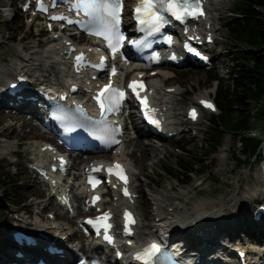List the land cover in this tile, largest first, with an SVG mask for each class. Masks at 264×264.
I'll use <instances>...</instances> for the list:
<instances>
[{"label":"rangeland","instance_id":"374dc122","mask_svg":"<svg viewBox=\"0 0 264 264\" xmlns=\"http://www.w3.org/2000/svg\"><path fill=\"white\" fill-rule=\"evenodd\" d=\"M2 4L9 5L12 11L5 12L0 16V71L3 72L0 77L2 82L7 76L4 75V67L19 68L21 60L17 53L22 50L21 41L24 38L29 39L27 45H37L36 39L39 27H30V19L24 16L21 12L23 1L21 0H1ZM213 5L212 16L216 18L215 29L218 34V45L214 49L213 55H220L218 62L214 67V72L221 79L224 87L234 89L231 82L232 66L235 62L232 61L233 53L236 48L244 49L242 44L238 43L234 36L230 33L228 24L236 11V0H211ZM12 2L14 5H12ZM11 5V7H10ZM2 7L0 6V9ZM263 14V11H261ZM264 15V14H263ZM31 36L35 39H31ZM48 37L44 35L43 47H40L36 59L38 64L44 57L45 40ZM30 50V49H28ZM261 56L264 55V49L260 50ZM30 52V51H29ZM37 65H35L36 67ZM36 73H46V68H35ZM173 76V79L165 82L166 86H176L180 92L186 91L184 95H178L177 110L175 111V121L185 120L186 109L192 104L201 94H206L212 98L217 97V82H212L210 74L206 68L186 67V68H165ZM10 75V74H9ZM56 76H64L63 74ZM55 79L56 77H52ZM58 79V78H57ZM64 78H60V83ZM250 107L255 110L262 109L261 104H256L252 100L247 101ZM18 115L20 113H17ZM14 114V115H17ZM6 113H0V154L3 152L13 153L10 161L7 158H0V225L6 223L10 219L9 215L19 216L17 210L26 209L32 214L31 220H37L35 216L37 212L44 207L43 200L50 193L45 187L34 189L30 192L33 185L34 174L29 170L30 163H34V158L37 157V146L39 141L35 140L39 135V129L29 128L26 124V116L21 120L7 119ZM212 115H205L199 124L198 129L191 131L188 135L174 138L172 142L164 143L167 149L165 153L158 152L153 156L155 166L149 167L150 159L142 160L141 153L137 152L131 155L134 151V146L130 142L127 148L126 159L131 165L136 161L135 172L140 173L137 181L134 182V187L140 194L137 210L142 217L140 233L148 235L153 233L152 229H146L147 226L156 222L157 217L153 216L157 205H154L152 198L166 199L168 204L176 205L177 215H184L193 212L196 204L200 201H205L209 205L210 210L221 209L225 212L224 222L229 226L235 222L240 224L239 230H233L229 227L227 232L232 234L237 243H244L246 248H258L264 243V233L258 238V228L252 222V215L249 211L252 209L257 200L264 199V156L263 152L258 154V157H250L242 151L240 137L232 132H227L222 144L211 154H206V150L211 148L209 145V132L211 129L210 120ZM24 123L26 127L22 130L20 127ZM264 120L254 116L251 120V129L259 133L262 131L264 139ZM182 129H185L182 127ZM250 135V132H246ZM10 137V141H5L4 138ZM145 144L148 139L142 138ZM183 142L179 145L177 142ZM35 147V149H34ZM224 147L228 148V158L220 161V150ZM179 148V149H178ZM239 156L242 160H249V163L237 166L233 155ZM3 157V155H1ZM191 159L195 164L191 173V181L189 184H183L178 179L166 174L162 169L170 168L171 165H176L178 159ZM95 157H89L87 161H92ZM201 165L204 167L202 170ZM6 184H10L7 187ZM173 186V189H171ZM189 194L183 196L178 201L174 200L182 192L188 191ZM157 196V197H156ZM37 197V198H36ZM40 202H38V199ZM257 198V200H256ZM254 201V203H253ZM19 205V206H18ZM43 216H37L38 222L41 219L49 218L50 213L54 212L55 208L49 207ZM172 210V207L169 209ZM12 211V212H11ZM83 210L81 209V212ZM13 213V214H11ZM150 214L149 216H147ZM155 218V219H154ZM154 219V220H153ZM75 226V223H73ZM255 227V228H254ZM212 228V227H209ZM257 229V231L255 230ZM209 238L215 237L217 241L223 242L228 233H220V231H208ZM201 233V232H199ZM204 234V233H203ZM200 234V235H203ZM87 249L88 242H84ZM214 247V249H216Z\"/></svg>","mask_w":264,"mask_h":264},{"label":"bare ground","instance_id":"6f19581e","mask_svg":"<svg viewBox=\"0 0 264 264\" xmlns=\"http://www.w3.org/2000/svg\"><path fill=\"white\" fill-rule=\"evenodd\" d=\"M12 5H14V3L12 2ZM0 6L2 7V9L0 10V16H2V14H4V12H6L9 5L7 4H2V1L0 0ZM214 21V19H213ZM45 42V49H44V57L43 59L36 64V62L38 61V59H36V56L38 54V48L40 45H34V46H30L28 48L25 47L23 48L21 51H19L17 53L18 58L21 60L22 65L19 67L21 68L20 70H26L28 69V71L32 70L35 65L36 68H41V67H45L46 68V72L49 73L48 76L45 77H51L53 72H57V73H65L68 72L69 70H67V67L64 64H57L58 60H57V53L56 55H54V52L57 51L58 46L60 45L61 42H59V40H51V38H48L47 40L44 41ZM26 48L30 49L31 52H27ZM216 58L219 60L220 55H217ZM15 67L13 68H6L7 71H11V73L13 74L15 72ZM3 72L0 71V76L3 75ZM134 73V71L132 72ZM60 75V74H59ZM170 73L168 71L162 70L161 69V77H155L152 78V87L156 89V100L159 102V106L161 107V109L164 111V115L167 118L168 121V126H169V130H171L172 132L176 131L179 132L181 127L184 126V124H180L178 121H175V111L177 110L176 105H177V99L175 98L176 96L180 95L181 93L178 92L179 89H176V92L173 94H168L165 92V81L166 78H162V77H167L169 76ZM64 82L61 83V85H64L68 76L65 75L63 76ZM1 78V77H0ZM61 78V76H60ZM2 82V80L0 79V83ZM2 87V84H0V89ZM174 87V86H173ZM0 97L2 98L1 101L4 100V94H1ZM0 104H2V107H4L5 105L3 104V102H0ZM5 118H9V119H17V120H21L23 118V115H13L12 113H8L5 115ZM185 135V134H183ZM131 143L134 146V151L133 153H131V155H133L134 153L140 152V158L144 161L147 159H150V163H149V167H153L155 166V161L152 159L153 156L155 154H157L158 152L160 153H165L166 151V145H153V144H145L142 141V138H137L134 141H131ZM42 145L39 144V147H41ZM35 149V147H34ZM228 148L224 147L221 151H220V157L219 160L223 161L225 159V157L227 156L228 153ZM5 153V152H4ZM39 153V151H38ZM4 155V154H2ZM1 156V155H0ZM136 161L134 163V166H132L131 164H128L130 168L133 169H137L136 167ZM79 165V163H78ZM134 172V171H133ZM135 173V172H134ZM33 181V185L30 189V192L33 191L34 189H37L39 187H41V184L39 182H37V180L34 178ZM67 189V187H65ZM173 189V186L172 188ZM187 194H189V190L188 191H184L182 192L178 197H176L174 200L178 201L180 198H182L183 196H186ZM157 197V196H156ZM78 202L80 200L79 197H76ZM154 205H157L156 208V212L158 213L155 217H160L163 218L162 223L159 226H162L164 228H170L173 229L174 232H176V235H181V233L183 234H190L187 235V238H194V240H191L193 244H201V241H205L207 242V246L205 249H213L215 246H222V244L220 245L216 238H210V239H203L202 237H200L198 234H196V232L194 233V231L192 229L196 228L195 231L198 230H205L206 228L209 227H214L216 226L217 231H220V233H228L227 236V240L223 243L224 246H229L232 239H234V237H232V234H229L230 232H227L229 227L227 224H225L224 222V216H225V212H223V210L216 209V210H210L209 209V205L205 202V201H200L198 202V204H196L195 208L193 209V212L190 213H186L184 215H177L176 213V208L177 206L172 205V204H168L166 203L168 200H170V197H166V199L162 198V199H157L155 197L152 198ZM167 200V201H166ZM47 205L49 207L54 208L55 207V203H54V198L51 197L47 200ZM136 207V205H134ZM172 207V210L170 211L169 209ZM77 209L78 214H81V207L78 206ZM12 212V211H11ZM13 214V213H11ZM150 214H148L147 216H149ZM15 215L10 216L9 215V221L6 223H1L0 225V261L2 260V257L6 256V252L7 249L10 248V244L12 245L13 249L16 248V244L14 242H12L10 240V231L13 228L14 224H20L21 221H28L27 216H22L19 215L20 220H17L14 218ZM144 219V217H143ZM155 219V218H154ZM153 219V220H154ZM31 225H37V226H43L45 229H47L48 231H51L52 226L54 225L53 221L47 222V224H43L37 221L32 222ZM151 226V225H149ZM57 230L61 231L59 239L64 238L65 233H63V231H69L70 229H73V227H70V225L68 223L66 224H58L56 225ZM231 228V227H230ZM240 228V224H238L237 222L234 223L233 225V230H239ZM263 228H260L258 230H262ZM75 237H79L78 236V232H75ZM55 236H57L55 234ZM262 235H258V238H260ZM54 237V234H53ZM60 248H65L66 249V257L67 259H61L59 257H54V261L57 264H68L70 260H73L74 257V253L73 250L71 248H69V246H66L65 244H59ZM81 248H85V244L84 241L81 242ZM240 245H244V243H240ZM226 250H229V248L227 247ZM251 254V253H249Z\"/></svg>","mask_w":264,"mask_h":264},{"label":"trees","instance_id":"16d2710c","mask_svg":"<svg viewBox=\"0 0 264 264\" xmlns=\"http://www.w3.org/2000/svg\"><path fill=\"white\" fill-rule=\"evenodd\" d=\"M235 5L236 11L228 27L244 49L236 48L233 53L232 61L235 64L232 66L231 82L234 89L219 84L217 102L221 113L211 117L209 145L212 147L206 153L214 151L224 135L232 132L240 137L243 152L256 156L261 151V141L245 135V132L251 128L254 116L264 120V55L261 56L260 51L264 49V0H236ZM209 73L212 74L211 80L220 79L214 71ZM249 99L261 104L262 109L253 111L247 102ZM178 144L184 148L183 142ZM233 158L237 166L249 163V160H242L236 154ZM194 167L192 160L185 157L178 159L176 165L170 168L164 167L163 171L183 183H189ZM201 168L204 169L202 165Z\"/></svg>","mask_w":264,"mask_h":264},{"label":"snow or ice","instance_id":"6c2138e0","mask_svg":"<svg viewBox=\"0 0 264 264\" xmlns=\"http://www.w3.org/2000/svg\"><path fill=\"white\" fill-rule=\"evenodd\" d=\"M83 7L86 13L90 16H93L95 20L99 22V26L97 30L91 34L94 35H101L106 39L109 43V47L112 49L113 53L117 50V45L120 41L124 39L122 35H120L117 31V25L119 24V12L121 8L120 0H80V3L77 7ZM159 9V11H166L170 13L175 19L183 21L188 16H198L202 15V10L199 5V0H141L140 5L136 8L137 14H143L146 19H141V23H152L154 24L157 29L162 22H164V18L162 15L159 14V11L154 9ZM56 17H53L55 19ZM113 39L115 43H113ZM189 51H194L193 49L189 48ZM196 55H200L199 53H195ZM82 60V56L77 57V61L79 62ZM115 70H113V73ZM136 82L133 81L129 84L130 88H133L135 91ZM105 91L109 93L108 99V107L107 111L114 110L119 100H121L124 96V93L119 89H112L110 85L105 86ZM103 95V93H101ZM113 95L115 99H113ZM98 101L100 97H97ZM143 102V101H142ZM206 107L212 108L213 106L206 101H201ZM101 109L102 114L103 110H105L104 103L101 102ZM193 119L196 118L195 110H192L190 113ZM100 123H104V121H100ZM153 123H156L153 121ZM117 130L116 129H104L105 134H114ZM98 139H104L105 136L101 135L97 137ZM113 143H118V141L113 140ZM116 167H120L116 165ZM113 169H109V172H112ZM119 175V173H117ZM121 179H125L123 176L120 177ZM91 182V180H90ZM125 179V183H126ZM125 195H128L127 190L125 189ZM125 218L127 223H134L133 220L130 219V214L125 213ZM92 223V221H88ZM106 226V231H107ZM127 230V224H126ZM105 239L111 240L107 234L105 235ZM159 251V247L156 244H152L149 249H146L144 253L138 254L136 259L144 260L145 264H148V261Z\"/></svg>","mask_w":264,"mask_h":264}]
</instances>
